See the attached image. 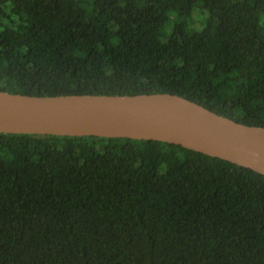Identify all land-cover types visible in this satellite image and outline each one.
<instances>
[{"label": "trees", "instance_id": "obj_1", "mask_svg": "<svg viewBox=\"0 0 264 264\" xmlns=\"http://www.w3.org/2000/svg\"><path fill=\"white\" fill-rule=\"evenodd\" d=\"M0 90L167 92L264 126V0H0ZM0 264H264V175L158 140L0 133Z\"/></svg>", "mask_w": 264, "mask_h": 264}, {"label": "water", "instance_id": "obj_2", "mask_svg": "<svg viewBox=\"0 0 264 264\" xmlns=\"http://www.w3.org/2000/svg\"><path fill=\"white\" fill-rule=\"evenodd\" d=\"M0 133L158 140L264 175V126L167 92L38 96L0 90Z\"/></svg>", "mask_w": 264, "mask_h": 264}]
</instances>
